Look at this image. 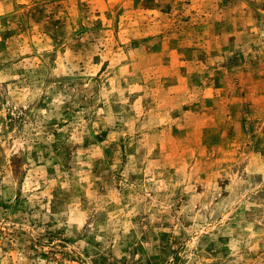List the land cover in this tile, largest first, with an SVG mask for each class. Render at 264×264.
I'll use <instances>...</instances> for the list:
<instances>
[{
	"label": "rangeland",
	"instance_id": "374dc122",
	"mask_svg": "<svg viewBox=\"0 0 264 264\" xmlns=\"http://www.w3.org/2000/svg\"><path fill=\"white\" fill-rule=\"evenodd\" d=\"M0 264H264V0H0Z\"/></svg>",
	"mask_w": 264,
	"mask_h": 264
}]
</instances>
